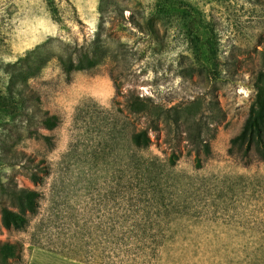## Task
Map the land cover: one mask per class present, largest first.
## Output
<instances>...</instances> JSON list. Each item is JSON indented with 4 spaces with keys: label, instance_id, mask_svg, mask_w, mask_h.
<instances>
[{
    "label": "rangeland",
    "instance_id": "obj_1",
    "mask_svg": "<svg viewBox=\"0 0 264 264\" xmlns=\"http://www.w3.org/2000/svg\"><path fill=\"white\" fill-rule=\"evenodd\" d=\"M52 1L54 15L46 0H0V62L97 34L107 52L69 79L53 58L30 81L59 124L41 132L50 143L15 132L7 142L17 154L4 156L6 176L40 195L23 231L0 223V244L21 247L8 264L74 244L91 264H264V161L227 154L264 69V0ZM131 91L161 110L156 131L130 112ZM139 129L147 150L131 145Z\"/></svg>",
    "mask_w": 264,
    "mask_h": 264
},
{
    "label": "trees",
    "instance_id": "obj_2",
    "mask_svg": "<svg viewBox=\"0 0 264 264\" xmlns=\"http://www.w3.org/2000/svg\"><path fill=\"white\" fill-rule=\"evenodd\" d=\"M46 3L54 15L53 1L46 0ZM159 13H155L154 19H160ZM152 23L153 21H150L149 29L153 36H157ZM106 52L97 34L87 43L66 44L57 55L48 54L41 45L27 51L12 63L0 62V73L5 78L4 82L0 83V195L12 204V207L4 205L0 210V223L5 230L23 231L28 226L29 218L36 214L40 197L33 189L12 184L6 176L4 168L8 163L4 156L17 154L7 142L12 140L15 132L20 137L27 136L28 139H42L50 143V138L41 132L52 131L59 124L58 117L41 109L39 98L30 87V81L38 77L53 58H56L62 73L69 79L74 72L98 67L105 59ZM252 89L254 99L239 132L230 140L227 150L229 156L236 157L244 165L264 161V69L254 76ZM132 92L128 95L130 112L137 116H148L150 128L156 131L158 126L153 118L158 119L162 114L161 110L149 108L144 99H139L131 94ZM130 141L135 150H147L152 143L146 129L134 130ZM194 146L201 149L205 155H210L209 145L201 139H196ZM173 158L172 155L169 159L170 165L175 164ZM196 167H200L199 159H196ZM42 173L46 174V171L42 170ZM29 178L34 185L42 184L43 180L37 173L31 172ZM75 245L61 250H44L83 264H91L81 260L83 257H89V253L87 256L82 255ZM20 253L21 247L17 244H0V264H8L10 260L17 259Z\"/></svg>",
    "mask_w": 264,
    "mask_h": 264
},
{
    "label": "crops",
    "instance_id": "obj_3",
    "mask_svg": "<svg viewBox=\"0 0 264 264\" xmlns=\"http://www.w3.org/2000/svg\"><path fill=\"white\" fill-rule=\"evenodd\" d=\"M27 264H83L53 252L35 249L29 253Z\"/></svg>",
    "mask_w": 264,
    "mask_h": 264
}]
</instances>
